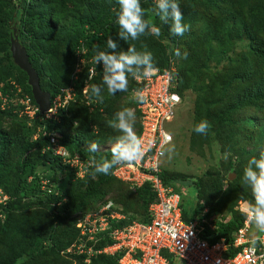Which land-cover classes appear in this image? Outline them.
I'll return each instance as SVG.
<instances>
[{
    "label": "trees",
    "instance_id": "trees-1",
    "mask_svg": "<svg viewBox=\"0 0 264 264\" xmlns=\"http://www.w3.org/2000/svg\"><path fill=\"white\" fill-rule=\"evenodd\" d=\"M178 3L182 12V23L194 29L192 31L195 36L188 43L184 40L183 43L180 42V37L185 32L180 36L173 35L169 32L168 25L159 20L155 14L154 0H140L144 18L160 29V35L152 36L146 29L145 34L136 40L123 42L122 49L126 50L131 45L138 51L151 52L153 67L160 69L169 67L171 57L175 56L176 50L179 51V60L174 61L179 81L177 91L182 102L187 89L195 95L194 124L201 119L209 124L204 135L191 131L192 150L199 153L200 146L207 144L208 138L214 133H221L223 136L225 124L233 121L236 123L238 116L245 117V125L258 127L261 136L259 139L263 140L264 43L259 44L256 50L252 46L250 53L241 52L235 59L228 53L234 52L237 44L246 36L254 43L256 34L264 33V0H178ZM117 8L116 0H0V191L8 195L7 199L0 202V242L12 244L13 247L17 241L14 255L23 262L31 261L46 249H51L53 239H57V235L67 228L73 229V239L75 233L81 238L76 241V245L84 243L86 250L92 244L95 252L113 243L110 236L112 230L134 220L142 223L151 220L149 205L157 197L147 181L134 190L140 201L139 210L135 212L142 216L132 214L135 216L112 218L109 227L96 234L89 231L90 226L87 223L83 228L76 226L79 218L83 220L86 211L90 210L88 205L95 197L101 201L97 207L99 209L109 200L118 204L115 194H109L120 189L114 180L122 181L114 176V166L108 175L96 173L93 167V161L110 159V150H88L89 142H101L110 138L113 132L107 126V132L100 129L97 133L94 126L97 121L103 124L100 120L107 122L113 115L109 113L105 118L100 117L102 104L109 100L106 88H102L101 99L94 97L90 90L94 84L101 85L102 66H95L96 74L91 79L88 62L80 65V70L75 72L82 49L86 50L83 56L90 60L96 50L106 49L108 36L118 41V26L114 16ZM253 29L254 35L250 34ZM12 37H16L26 48L29 60L40 76L42 88L51 92L53 98L61 95L63 105L58 107L56 119L43 120L44 115L39 111L32 119L25 114L21 115L24 105L19 101L20 96L29 95L32 102L35 100L28 84L27 73L13 60ZM62 46L64 50L60 53ZM120 49L118 42L117 50ZM196 54L204 62L185 71L184 67L189 62V65L196 63ZM225 56L228 57V65L212 73L211 80L214 83H202L195 88V76L200 77L199 82H204L212 69L210 60L222 61ZM252 78L254 82H251ZM221 80L222 84L215 85ZM86 85L88 92L84 93L83 88ZM134 87L137 85L131 88ZM67 93H71L72 97L65 98ZM4 98L7 101L3 103ZM131 103L136 107L135 133L140 138L143 129L142 112L138 103ZM210 120H216L217 124H210ZM165 131L170 132L167 129ZM51 133L61 135L59 142L67 147L70 157L76 156L87 166L84 178L77 177L76 171L59 157L48 151L43 152ZM261 140L255 147L247 150L252 156L258 155L259 150L264 147V140ZM60 172L63 175L56 178ZM90 175H95L96 179L90 180L86 188H81ZM159 175L166 186H172L180 192L176 185L178 177L169 175L164 168ZM240 177L236 175L239 179H235L233 174H229L211 190V196L213 199L218 198V204L228 206L231 212L229 218L212 217L209 215L211 208L209 213L207 210L201 212L202 209L197 206L203 200L196 201L191 213L182 204L183 219L186 222L196 220L198 226H203L200 237H209L211 241L224 237L228 244L233 241L235 233L243 226L246 218L241 208L238 211L234 207L240 197L247 201L244 202L245 205L251 200L247 187L240 183ZM196 185L201 187L199 182ZM202 196V192L198 191V197ZM30 198H34L42 207L44 213L41 216L33 215L36 209L32 207ZM13 210L26 211L24 217L17 219L18 222H26V227H21L13 219ZM76 214L79 216H75ZM31 218L39 222L38 226ZM40 224L42 229L39 228ZM212 225L214 229L210 228ZM82 229L84 234L81 233ZM86 237L88 240L83 239ZM69 243L64 246L73 245ZM85 250L81 252L82 258L88 257ZM118 254L96 252L93 255H106V258L117 262Z\"/></svg>",
    "mask_w": 264,
    "mask_h": 264
},
{
    "label": "rangeland",
    "instance_id": "rangeland-1",
    "mask_svg": "<svg viewBox=\"0 0 264 264\" xmlns=\"http://www.w3.org/2000/svg\"><path fill=\"white\" fill-rule=\"evenodd\" d=\"M250 25L251 24H249V26ZM192 30L194 29L188 26V29L187 31H185L184 36L180 37V42L183 43L184 40L187 41L188 43L195 36ZM259 33L256 34L257 36L256 39L254 40L255 41L254 43L252 42L251 38L246 36L241 40L240 43L237 44L235 51L229 52L228 54L234 56L232 58L235 59L240 56L241 52L250 53L249 51L252 50V46L253 49L255 50L258 49L259 44L264 43V33L262 34ZM250 34L254 35L255 30L253 29V31H251ZM162 40L163 42H166L165 39ZM118 42L120 44V48L122 49V43L124 41L119 40L118 38ZM180 46L181 45H179V47ZM63 50L64 47L62 46L60 48V53H62ZM227 58L228 57L225 56V58L222 61H218V62L214 60H210L212 69H210V71L208 72L207 77L204 79V82H199L200 77L195 76V80L193 81V83H195L193 84L194 87L196 88L197 85H200L202 83L204 84L214 83V81L211 80L212 73L217 69H220L221 67L227 66L228 65ZM196 59H197L195 60L196 63H191L189 65L190 63L189 62L184 67L185 71L190 70L192 67L196 65H200L202 62H204V59L200 60V56L198 54H196ZM251 82H254L253 78ZM219 84H222V80L217 81L215 85H219ZM134 85H135V78L129 77L127 92H117L113 95H109V100L105 104H102L101 106L102 115L100 117L105 118L107 114L114 113L116 110L122 107H129L134 111V113H136V107L133 106L131 103L132 101L131 96L133 94L132 93L133 89H131V87ZM122 96H126V98L124 99ZM129 98L131 101L128 102ZM194 101H195V95L190 90L187 89L184 92V101L183 102L181 101L178 104V106H175L176 108H179L174 113L175 118L173 117L172 119H169L168 121L165 122V129H167L168 131H170V133L173 134V142L170 144V146L167 145L166 153L160 160V166L164 168V170H166L169 175L178 177L179 180H177V185L181 189V191H184V193L182 194V199L184 202L183 206L186 211H189L191 213V208L192 206H194L196 200H203V201H199L197 206L198 208H200V210L202 209L201 212L207 210V212L209 213L210 210H212V212L209 214L212 217L214 215L217 217L222 216V219L229 218L231 212L229 211L228 206L227 205L221 206L220 204H218V201H216L218 198L217 199L212 198L211 190L216 187L215 186L216 183L225 180V178L229 174H233L235 179H239L236 178V175L241 176L243 165L246 163V160L250 156H252L250 151L247 150L252 147H255L258 144V141L261 140L259 139L261 136L258 133L259 131L258 127L255 128L254 126L245 125L243 123L245 117L238 116V118L236 119V123L233 121L225 124L223 130L224 131L223 136L220 135L221 133H214L213 135L210 136V139L208 138L207 144L203 146L196 144L201 148V150H199L200 152L197 153L195 150H192L190 146V134L194 125V121H193ZM136 120L133 126L134 132L136 131L137 128ZM100 121L103 124H101L98 121L95 122L94 126L96 132L97 133L100 132V129H102L104 132H107L109 130L107 127L108 126L107 123L104 120H100ZM212 123L217 124V121L210 120V124ZM109 133L111 134V132ZM119 135L120 133L118 131L113 130L110 138L104 139L101 142L96 143L97 149L101 151L110 150L111 143L113 142L114 138ZM61 175H63V172L58 173L56 178L60 177ZM84 175H82L81 178L82 177L84 178L85 177ZM94 179H96V176L90 175V177L86 179L84 185L81 186V188H86L89 185L90 180H94ZM114 181H116L115 183L118 184L120 189H118L116 193L115 192L113 193L111 191L109 192V194H115L116 199L118 200L117 202L118 204H115L116 209L114 212H112L111 209L109 210L108 213L118 214L120 216L118 218H123L127 215L130 217H134L135 215L132 214H136V216H142L139 213L135 212L139 210L138 204L140 201L135 196L134 190L130 187V185H128L124 181H118V180H114ZM196 182L200 183L201 186L200 188L196 185ZM198 191L202 192L203 196L201 198L198 197ZM248 196H251L249 190H248ZM0 199L3 201L4 196L3 195L0 196ZM246 199L248 200V198ZM25 200L27 201V199ZM29 200L32 203V207H35L36 209V212H33V215L35 217L41 216V214L44 213L42 207L37 203V201L34 198H30ZM243 202H247V201H245L244 197H240L239 202L237 205H235L234 209L235 210L238 209L239 211L240 206ZM100 204L101 201L97 197H95L94 201H91L88 207L90 208V210H93L94 213L98 214L100 209L97 207ZM94 209H99V210H94ZM12 213H13L12 216L13 219L16 222H18L17 219L24 217L26 211L13 210ZM75 216H79V215L76 214ZM85 219L86 218L84 216V220ZM31 220L35 223L36 226H38L39 222L37 220H34L33 218H31ZM84 220H81L80 217L76 226L79 227V224H81V222H83ZM33 222H32V226L34 224ZM18 223L20 224L21 227L22 225L24 227L27 226L26 222L24 221ZM103 224L105 225V223ZM44 225H46V223H44ZM39 228L42 229L41 224L39 225ZM38 233L39 232L37 231V234ZM72 233H73V229L71 228H67L61 231L57 235L58 240L56 238L53 239L54 243H52L51 249H46L40 256H37V258H34L33 260L26 262H23L21 259L15 257L14 255L15 245L18 244L17 241H15V245L13 247L12 244L8 245L6 243L0 242V264H118L116 261L106 258V255L94 256L93 255L94 252L91 248L93 247L92 244L87 246V249L85 250V252L88 254V257L82 258L81 252L84 251L82 248L84 246V243L76 245V241L80 240L81 238L79 237V235H76L75 233L73 239ZM251 234H259V233L250 224V233H248V235L251 236ZM20 237L21 236H19V238ZM89 237L92 238V236H88V238ZM86 238L83 239L88 240V238L87 239ZM67 242L72 243L75 247H71V245L64 246V244ZM175 262L176 264H181V260L177 258L175 259Z\"/></svg>",
    "mask_w": 264,
    "mask_h": 264
},
{
    "label": "built area",
    "instance_id": "built-area-1",
    "mask_svg": "<svg viewBox=\"0 0 264 264\" xmlns=\"http://www.w3.org/2000/svg\"><path fill=\"white\" fill-rule=\"evenodd\" d=\"M169 80V76L155 75L154 72L148 78L138 79L141 84L138 90L145 96V100L138 105L142 112L140 140L143 155L135 162H120L114 169L117 177L136 187L150 182L157 197L149 205L151 220L147 223L133 221L112 230L110 236L113 243L103 251L113 254L121 252L120 264H171L170 260L176 258L181 260V264H264V234L249 236L250 224L245 220L230 244L224 237L217 241L200 237L203 226H198L196 220H183L181 195L172 186H166L160 178V159L164 148L172 141V135L164 129V121L173 117L178 101V96L169 88ZM71 96V93H67L65 98ZM30 102V98L24 100L25 112L33 116L37 107ZM60 105H63L61 95H57L48 116L54 115ZM51 140L55 141V138ZM54 150L67 159L69 153L64 147L55 146ZM68 161L78 165L80 173H83V164L77 157ZM112 205L109 201L103 207L99 224L97 216L92 221L86 217L82 227L90 221L89 231H96L99 226L107 225L109 216L120 217L118 214H103V210L110 209ZM210 228L214 229L213 226Z\"/></svg>",
    "mask_w": 264,
    "mask_h": 264
},
{
    "label": "clouds",
    "instance_id": "clouds-1",
    "mask_svg": "<svg viewBox=\"0 0 264 264\" xmlns=\"http://www.w3.org/2000/svg\"><path fill=\"white\" fill-rule=\"evenodd\" d=\"M116 4L118 5V8L114 10V16H115V24L118 26L117 36L119 40H122L124 42H127L129 39L136 40L139 36L145 34L146 29L153 36L160 35V29L154 25H151L149 21L144 18V12H143V9L141 8L140 0H116ZM154 4H155V9H156V13H155L156 16L159 18V20L162 23L168 25V30L171 34L180 36V35H183L185 31H187L188 25L186 23H182L183 17H182V12H181L178 0H154ZM106 41H107L106 49L96 50L95 54L91 57L90 60L83 56L84 52H86L85 49H82L78 55L79 63L76 67L75 72H78L80 70V65H85L89 63L90 64L89 66V72H90L89 78L90 79L92 78L93 74H96L95 66L97 64H100L102 66L101 85L94 84L91 86V89H90L94 97H96L97 99L102 98L101 97L102 88H106L107 93L109 95H113L117 92H127L128 91V78L132 77V78H135V84L137 85V87L131 88L133 89V92H132L133 94L131 96V99L133 102L138 103L139 105L140 102H143L145 100V96L140 90H138L141 85L138 79L140 77L148 78L154 72L155 75L164 74V75L169 76V79H170L169 88L172 92H174L178 96V101L176 103V106H178V104L182 101V97L180 93L177 91V86L179 84V81H178V74L176 71L177 65L174 63V61L179 60L178 55H180V53L178 50H176L175 56L171 57L170 66L160 69V68L153 67V60H152L151 52L138 51L134 46H131V45H129L126 48V50L120 49L118 51L117 50L118 49L117 40H114L111 36H108L106 38ZM176 45L179 46L178 44ZM64 88L65 87H63L62 89ZM18 89L21 90L20 87H18ZM83 89H84V93L88 92L87 85ZM1 97L2 96L0 94V100H1ZM27 98H30V96L24 95V94L21 95L19 98L20 103L24 105L21 115L25 114L29 118L32 119L35 117V114L39 111L41 112V114L44 115L43 120L49 119V118H53V119L57 118V115H58L57 112L52 116H48L49 109L45 112L40 111L38 104L36 102H32L31 98H30L31 100L30 103L33 106L37 107V111L34 113L33 116H29L25 112L26 104L24 103V100H26ZM53 99L54 98L52 97V94H51L50 107L53 102ZM2 100H3V103L6 101L5 98ZM177 109L178 108L175 107V112ZM173 117L175 118V114L173 115ZM135 120H136V117H135L134 111L129 107H122L116 110L113 113L112 118L106 122L108 127L112 128L115 131H118L120 135L116 136L113 142L111 143V148H110L111 158L110 159L101 158L98 161H93V167L96 173L108 175L110 173V170L113 168V166L115 169L116 164L120 162H124V163L135 162L137 159L142 157L143 155L142 143H141L140 138L136 135V133L133 130ZM208 128H209L208 122L206 120L201 119L199 122L194 124L192 131L199 135H204L206 134ZM170 134L172 135V141L169 142V144L173 142V134L172 133ZM60 136L61 135H59L58 133H51L48 137L47 146L43 148V152L48 151V152H51L54 156L59 157L60 160L68 164L70 167H72L76 171L77 177H81L82 175L85 174V170L87 166H84V164L79 160L83 164L82 169L84 170L83 173L81 174L80 167L78 165H72L71 161H68V159H72L76 156L70 157V154H69L67 159H65L63 156L55 152L54 150L55 146H62L68 152L67 147L61 142H59ZM34 137L36 138L37 135H35ZM52 137L55 138V141L51 140ZM88 150L90 152H95L97 150V144L94 142H89ZM164 155H165V148H164V153L161 156V158ZM160 168L162 170L161 166ZM114 169H113V174H114ZM114 176L117 179H120L126 182L127 184H129L133 190L137 188L129 181L119 178L115 174ZM240 183L242 186L247 187L251 195V200L247 203V205H245V203L243 202L240 206V208L243 210V213L246 217L245 220H247V222L251 224L258 233L264 234V147H262L259 150L258 155L250 156L246 160V163L242 167ZM178 193L181 195V199H182V194L184 193V191H181L180 189V192ZM2 195L4 196V200L8 198V195L6 193L0 191V196ZM109 201H111L113 205L108 210L112 209V212H114L116 209L115 203L112 200H109ZM0 202H2L1 199H0ZM182 204H184L183 199H182ZM103 207L100 208L98 214L94 213L91 210L86 211L85 218L89 217L90 221H92V219L95 218V216H97L98 217L97 224H99L100 222L99 216L102 214L101 210L103 209ZM106 211L107 210H103V214H110ZM108 218H109V221L105 227L99 226L96 231H90V232L92 234H96L97 232L106 230L109 227L110 219L112 218L122 219V218L110 217V216ZM124 218L125 217H123V219ZM182 218H183V211H182ZM90 221L89 223H87L89 224V226H91ZM134 221H139V220H134ZM82 223H84V221L81 222V224H79V227H82ZM81 232L82 234H84L85 233L84 229H82ZM93 236L95 237V235ZM71 247H74V245H72ZM82 248L83 250H85L84 246ZM103 249L94 252L92 248L94 254L96 252H99V253L104 252ZM104 253L113 254L111 252H104ZM117 254H118L117 263L120 264L119 259L122 253L116 252L113 255H117ZM170 261L172 264L175 262V259L174 260L172 259ZM174 264H176V262Z\"/></svg>",
    "mask_w": 264,
    "mask_h": 264
},
{
    "label": "water",
    "instance_id": "water-1",
    "mask_svg": "<svg viewBox=\"0 0 264 264\" xmlns=\"http://www.w3.org/2000/svg\"><path fill=\"white\" fill-rule=\"evenodd\" d=\"M12 57L17 66L23 69L28 76V84L39 110L45 112L50 107L51 93L41 87L40 76L29 60L26 48L16 37L11 38Z\"/></svg>",
    "mask_w": 264,
    "mask_h": 264
}]
</instances>
